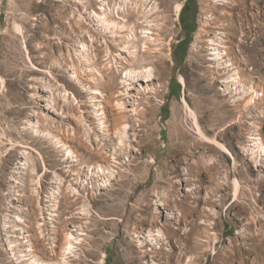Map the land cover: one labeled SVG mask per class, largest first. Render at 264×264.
<instances>
[{
	"label": "rangeland",
	"instance_id": "obj_1",
	"mask_svg": "<svg viewBox=\"0 0 264 264\" xmlns=\"http://www.w3.org/2000/svg\"><path fill=\"white\" fill-rule=\"evenodd\" d=\"M122 3L0 0V264H30L23 229L45 264H264V0ZM143 4L156 36L134 58L123 47ZM105 19L126 25L107 31ZM127 69L150 89L137 118L119 93ZM74 71L104 92L105 127ZM185 100L234 159L200 136ZM77 229L62 262L53 238L60 253Z\"/></svg>",
	"mask_w": 264,
	"mask_h": 264
},
{
	"label": "bare ground",
	"instance_id": "obj_2",
	"mask_svg": "<svg viewBox=\"0 0 264 264\" xmlns=\"http://www.w3.org/2000/svg\"><path fill=\"white\" fill-rule=\"evenodd\" d=\"M129 2H130V0H124V4L122 3L123 5H121L120 8H124L125 9L126 7L129 6ZM135 4H136V6H138L139 2H136ZM143 6L145 7V12H144V10H138V18H137V21H136L137 24L132 29L131 34L128 35V37L130 39V41L128 43V46L123 47V50L125 52H128L134 58H136V57L138 58V51H139V44H138V42L140 40H141V42H143V41L144 42L151 41L156 36L155 30L151 26H149L151 22H149L147 20V18H146V15H147L146 10L150 6H146L145 4H143ZM107 7H108L109 10L111 9L110 6H107ZM183 7H184V3H181L178 6V12L179 13L183 9ZM106 10H107V8H106ZM93 14H94V16L99 17L95 12ZM116 14H117V16L119 18L122 17V14H120L119 10L116 12ZM122 18L124 19V18H126V16L123 15ZM143 19H146V20L144 21ZM144 23H147V26H145ZM103 24H105V30H107V31L108 30H111L113 28L114 29H116V28L117 29H123L125 27V25H126L125 23L119 22L116 19L115 20H111V21H108L107 19H105ZM211 44L213 46V49L212 50H213V55L215 56V59L216 60L217 59H220L222 57V52L220 51V46L216 45L214 40H211ZM81 47H82V49L84 50L85 53H87L88 55H90L91 50L89 49V47L85 43H82L81 44ZM25 48H27V45L26 44H25ZM87 59H86V61H87ZM116 66H117L116 67L117 71H119L120 68H121L120 67V63L119 62H116ZM110 70L113 71V72H116L114 70V65H113V68H110ZM97 73L101 76L100 81L103 82L104 86L111 88V86H112V80H111V78H108L106 76H103L102 72H100V71H97ZM140 77H142V76H137L136 73L133 70H128L127 69V70L123 71V77H122L121 84H122V88L124 90H123V92L122 91L119 92V93H121V95L128 96L131 100L132 99L134 100L133 101L134 109L131 110V112H132V114L136 118H137V115L139 113V109H138V106L137 105H139L141 103V98L139 97V95H140L141 91H143L144 89H147L148 91L150 90L148 88V86H146V88H145V87H143L139 83L141 81L140 80ZM153 77H154V74H153V69L152 68H150V69H144V74H143L144 80H142L143 82L149 83L150 81H152V78ZM72 79H73L74 83L82 84L83 90L89 94V96H90V98L92 100L91 102L96 107L97 116H100L101 117L100 121H102L103 126H104V124H105V121L104 120L106 118V113L104 112V109H105V106H104V100H105L104 92L100 88H98V87L93 88L90 84H87V85L83 84V82L81 80V77L79 76V74L77 73V71H74V73L72 75ZM93 80L95 82L99 80V79H97L95 77V74L93 75ZM180 82L182 83V85L186 86V81H185V79L183 77L180 78ZM136 84L137 85L139 84L138 85L139 86L138 88H137ZM67 94H68V92L66 91L65 94H64V98L63 99H65L67 101V103H68L69 101H68ZM72 97L74 98L75 101H78V99L76 98V96L74 94H72ZM43 102L46 105L44 108L47 111L53 112V113L58 112V104L56 103L55 100H49V99L44 98L43 99ZM117 105L118 106L120 105L121 107L124 108V105L125 104L124 103L121 104V103L118 102ZM184 105H185V108L187 109V111L189 113L188 114L189 117L191 118L193 124L196 126V128H197L198 133L200 134V136L203 139L209 141V143L213 144L214 146H216L217 148H219L220 150H222L223 152H225L228 155H230L234 159L233 154L231 153V151L224 144H222L221 142H218L216 140L210 139V138H208L204 134V132H203L201 126H200L199 119H198V116H197L196 112L191 108V106L188 104V102L186 100L184 101ZM98 113H100V114H98ZM132 127L133 126L128 122V123L125 124V126L123 127L124 129H122V130L126 132L128 129H131ZM37 132H38V130H37ZM44 134H45V136L48 139H50V140H56L57 145H59L60 147H62L63 149H65L67 151V154L69 155V157L75 158L74 152L72 151V149H70L67 146V144L64 143L60 138L56 137L50 131L44 132ZM259 147L264 152V147L263 146L262 147L259 146ZM99 170H100V172H103V173H105L106 171L108 172L107 168H104L103 165H99ZM235 188H236V193H238L239 192V189H240V183H239V181H238L237 178H235ZM50 216H51V219H49V220H51L52 222H55L56 223V221H57L56 215H54L52 213V214H50ZM57 223H58V221H57ZM55 228H56L55 230H57V227L56 226H55ZM79 229H77L76 231L68 232V233L65 231L67 234L64 237L65 238V240H64L65 242H64L63 247L62 246L60 247V248H62L61 251H60V253H57L56 252V249H54L55 247H57V241L56 240L58 239L57 236H54V238H53L54 242H53L52 252L56 256L60 257L62 262H66V256H67V254H72L74 252V250L76 249L77 245H79L81 243L80 238H78V236L74 234L75 232H78ZM22 231H24L23 234H25V236L23 235L21 238L22 239H26L25 241L28 244L27 249L25 251L28 254H25L23 256L24 259H25L24 261L25 262L27 261V263L30 262V264H45V262L42 261L43 259H41L39 257V255L37 254V251H36V248H35V246H34V244L32 242V239H30V238H32V236L25 229H23ZM39 231L42 232V226L39 227ZM57 232H58V230H57ZM55 234H56V231H55ZM158 236H160V234H158Z\"/></svg>",
	"mask_w": 264,
	"mask_h": 264
}]
</instances>
